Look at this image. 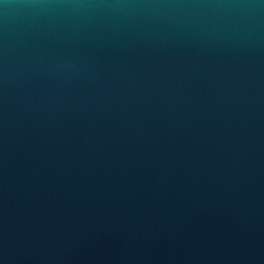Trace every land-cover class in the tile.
<instances>
[{
  "label": "water",
  "instance_id": "water-1",
  "mask_svg": "<svg viewBox=\"0 0 264 264\" xmlns=\"http://www.w3.org/2000/svg\"><path fill=\"white\" fill-rule=\"evenodd\" d=\"M0 264H264V0H0Z\"/></svg>",
  "mask_w": 264,
  "mask_h": 264
}]
</instances>
